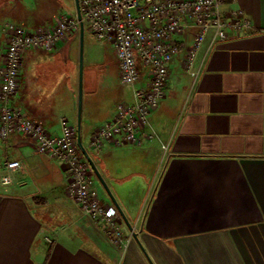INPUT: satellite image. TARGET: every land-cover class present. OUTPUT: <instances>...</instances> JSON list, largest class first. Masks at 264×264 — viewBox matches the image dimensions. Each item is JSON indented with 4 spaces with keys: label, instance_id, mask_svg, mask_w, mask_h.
I'll list each match as a JSON object with an SVG mask.
<instances>
[{
    "label": "crops",
    "instance_id": "1",
    "mask_svg": "<svg viewBox=\"0 0 264 264\" xmlns=\"http://www.w3.org/2000/svg\"><path fill=\"white\" fill-rule=\"evenodd\" d=\"M223 8L242 11L251 28L229 32L205 56L204 44L194 84L179 58L170 63L165 98L149 116L151 140L105 142L94 152L92 134L114 118L118 103H132V91L130 101L122 96L113 105L105 83L83 93L81 141L85 130L83 145L133 229L127 245H111L104 228L82 215L66 194L61 163L12 135L0 139V264H264V0H231ZM61 15L76 16L73 0H0V67L6 23L34 30ZM77 43L78 33L52 51L23 56L11 105L51 135L60 134L63 119L76 132L73 80L48 84L33 67L69 58ZM111 56L118 76L113 49ZM11 161L20 167L3 184ZM95 189L112 205L96 178ZM121 228L130 233L123 221Z\"/></svg>",
    "mask_w": 264,
    "mask_h": 264
},
{
    "label": "built area",
    "instance_id": "2",
    "mask_svg": "<svg viewBox=\"0 0 264 264\" xmlns=\"http://www.w3.org/2000/svg\"><path fill=\"white\" fill-rule=\"evenodd\" d=\"M231 0H79L81 21L86 31L99 42L109 44L115 54L118 79L132 90V103L116 105L114 118L98 127L89 147L99 152L105 142L116 146L140 145L151 140L149 116L165 98L169 65L179 58L181 68L194 82L199 69H194L198 51L206 44L204 56L218 43L251 28L240 10L224 9ZM5 52L0 67V139L12 135L26 137L39 155H46L64 166L68 181L66 194L82 215L104 228V235L115 247L124 248L133 235L122 231V219L113 205L102 203L95 189V178L80 153L76 132L63 119L60 134L51 135L41 122L28 118L11 105L20 85L23 56L30 50L52 51L65 44L79 31L75 17L61 15L53 26L34 30L6 23ZM145 78L143 84L138 85ZM163 154L168 144L161 145ZM19 162L5 164L3 184L10 183L11 172Z\"/></svg>",
    "mask_w": 264,
    "mask_h": 264
},
{
    "label": "rangeland",
    "instance_id": "3",
    "mask_svg": "<svg viewBox=\"0 0 264 264\" xmlns=\"http://www.w3.org/2000/svg\"><path fill=\"white\" fill-rule=\"evenodd\" d=\"M75 40L77 42V37ZM111 55V46L104 42L96 41L84 27L83 93L87 94L89 89L97 90L98 87L105 83L108 93L111 94V97L107 98L109 105L115 104L122 96L125 97L127 101H130L132 91L130 87H123L120 85L118 76L111 62ZM33 74L34 77L42 78V80L47 81L48 84L50 82L49 79L54 80L56 77L61 78L62 80L64 77L70 78V80H73L72 86L74 89L72 93L74 94L76 100L78 79V43L74 47V51L70 52L69 58L57 55L52 61H41L33 67ZM86 138V132L83 130L82 143L84 145Z\"/></svg>",
    "mask_w": 264,
    "mask_h": 264
},
{
    "label": "water",
    "instance_id": "4",
    "mask_svg": "<svg viewBox=\"0 0 264 264\" xmlns=\"http://www.w3.org/2000/svg\"><path fill=\"white\" fill-rule=\"evenodd\" d=\"M75 7L76 19L79 21V31H78V79H77V99H76V143L80 153L82 154L84 160L88 164L92 174L101 185L106 195L110 199L114 208L118 211L122 221L126 225L129 231L132 230L131 225L125 218L123 212L121 211L119 205L117 204L115 198L110 192L106 182L104 181L102 175L100 174L97 166L89 154V152L85 149L82 141H81V121H82V105H83V43H84V25L81 21V14L79 9V0H73ZM134 236V235H133Z\"/></svg>",
    "mask_w": 264,
    "mask_h": 264
}]
</instances>
